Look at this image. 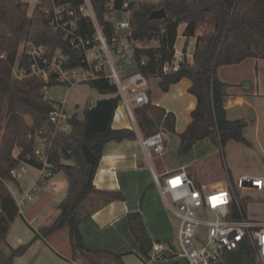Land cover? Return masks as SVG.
Masks as SVG:
<instances>
[{"label":"trees","instance_id":"obj_1","mask_svg":"<svg viewBox=\"0 0 264 264\" xmlns=\"http://www.w3.org/2000/svg\"><path fill=\"white\" fill-rule=\"evenodd\" d=\"M92 1L100 20L105 23L107 1ZM124 1L117 0V7L122 6ZM128 1L133 12L135 39L153 42L150 47L137 49L138 55L145 53L150 60L149 69L142 70L149 76L158 77L163 91L184 78L193 82L189 91L196 96L197 106L191 113L192 121L180 134V152L192 148L183 149L189 136L196 140L208 138L220 148H224L230 140L251 144L245 136L247 120H232L227 116L225 83L219 79L217 70L222 65L240 63L249 57L264 59V0ZM28 8V3L22 0H0V121L3 122L0 141V264H15V258L23 255L30 245L11 247L9 252L5 251L11 226L20 215L17 199L7 181H14L11 170L21 162L33 167L42 166L33 153L39 138L44 137H52L50 160L54 164V172H63L69 186L67 195L59 204V214L51 224L38 230L36 238H47L66 227L72 257L99 263L96 255L112 252L111 241L120 237L113 234L118 230L120 232V229L119 222L99 228L91 221V212L83 213L86 198L96 194L105 201H128L131 212L122 222L123 227L134 239L132 248L138 247L148 254L155 239H152L141 212L135 207L145 199L146 191L124 195L121 190H100L94 186L106 144L136 137L133 129L114 128L112 125L120 103V98L115 95L116 86L105 80L92 83L90 86L100 93L113 95L86 106L82 118L72 114L71 130L64 133L56 132L54 127L47 124L48 115L53 109L52 103L61 102L43 93L45 82L35 78L23 81L12 78L13 64L23 41L30 40L55 47L62 40L49 27L48 17L42 10L36 8L34 15L29 17ZM159 9H165L167 16L152 19V13ZM181 25H185L184 52L188 49L190 38L196 36L194 62L191 64L184 61L178 71L163 74L160 64L174 54ZM158 56L162 59L158 60ZM136 118L145 137L161 130L177 133L176 115L153 102L137 108ZM73 147L79 149L83 158L82 165L72 154ZM136 174L121 173L123 185L127 178L133 179ZM142 174L138 173V177ZM154 187L149 185L147 191L152 192ZM163 219L157 220L160 227L167 225ZM164 233L162 236L157 234L156 239L166 237L167 229ZM124 255L125 252L114 254L118 264H124Z\"/></svg>","mask_w":264,"mask_h":264},{"label":"built area","instance_id":"obj_2","mask_svg":"<svg viewBox=\"0 0 264 264\" xmlns=\"http://www.w3.org/2000/svg\"><path fill=\"white\" fill-rule=\"evenodd\" d=\"M106 1L105 23L92 0H38L32 12L28 8L29 17L36 8L42 10L49 27L62 40L55 47L23 41L13 64L12 78L44 81L42 91L47 96L54 85L73 88L108 81L116 86L115 95L125 104L130 119L137 122L136 109L152 102L148 85L151 79L158 78L142 70L149 69L150 60L145 53L138 55L137 49L150 47L153 42L135 39L128 0L120 7L117 0ZM184 61L193 64V53L188 49L184 52V47L178 50L175 45L174 54L161 62L160 71L174 73ZM52 104L47 124L56 132L69 133L72 114L66 111L64 103ZM52 142V137L39 138L35 146L33 156L42 166L34 167L39 172L37 180L17 199L20 213L39 189L51 193L58 189L50 160ZM141 144L150 155H161L165 150L161 132L143 137ZM30 167L33 166L26 162L14 167L11 170L14 182L28 174ZM152 171L166 208L178 222L174 235L153 240L142 264H264V214L251 217L236 190L258 191V204L264 205V175H241L235 189L225 182H197L186 165L165 173ZM203 229L204 242L200 243L196 238ZM69 264L102 263L70 258Z\"/></svg>","mask_w":264,"mask_h":264},{"label":"crops","instance_id":"obj_3","mask_svg":"<svg viewBox=\"0 0 264 264\" xmlns=\"http://www.w3.org/2000/svg\"><path fill=\"white\" fill-rule=\"evenodd\" d=\"M217 74L219 79L225 83V108L227 110L228 118L232 120L239 118L246 119L248 124L245 129L251 128L253 129V132L259 134V136L262 133L264 134V59L249 57L240 63L222 65L218 68ZM192 84L193 82L190 79L184 78L180 82L171 85L167 91L161 89L159 81V89L149 87V94L152 102L164 107L167 111L173 112L176 115V132L180 138L179 147H181L180 134L187 129L192 121L191 113L197 106L196 96L189 91ZM99 95H101V93H99ZM102 96L103 97L101 98L108 97L107 94H102ZM99 97L97 100L101 99ZM118 110L119 109L117 108L112 124L113 127L133 129L136 133V137L133 139L110 141L106 144L94 178V186L96 189L100 190H121L124 195H131L132 192L141 193L146 191V195L144 196L145 199L142 202L137 203L135 207L141 212L151 237H156L157 234L162 236L166 234L164 232L167 229V225H162V227H160L157 220L159 218H164V224L167 222V208L155 199V191L157 189L159 193V190L154 183L152 170L157 173H165L175 170L182 165H186L189 174L200 181H203L202 177H208L209 170H206L204 174L202 172H197L199 173V178L196 177L194 171L189 170V164H181L174 169H161L160 172H158L154 167L153 159L160 155H150L143 148L141 139L145 136L143 135L138 122H134V125H132L126 109L122 107V109ZM165 149H167V147ZM165 151L166 150H164V153ZM31 168H33L34 171H29L28 174L24 175L19 181L14 182L17 189L20 191V195H22L23 192L28 191L38 178V170L34 167ZM147 171L151 173V183L147 181ZM141 172L143 173L142 176L138 177V173ZM61 173L63 172L55 175V180L58 185L59 182L57 178ZM121 173L137 174L133 179L126 177L127 179L123 185L120 175ZM133 183L136 184L133 186ZM149 185L155 186L152 192L147 191ZM68 186L69 182L67 179V183L63 186L62 196L58 199H54V195L57 191L51 193L45 188H41L35 193L34 199L27 202L23 211L11 226L7 236V244L4 247L6 252H9L11 247L15 248L29 243L31 245L29 247L30 249L39 247L45 249L47 246L51 245L49 239L57 237L58 232L62 229L47 238H36V233L42 226L51 224L59 214V204L67 195ZM9 189L16 199L21 197L19 196L17 198L14 190L11 187H9ZM85 203L91 207V221L99 228H106L118 222H123L131 212V207L129 206L128 201H105L96 194H90L85 200L84 204ZM52 204H54L53 208L43 216L47 208ZM50 217H54L53 220H50L52 222L45 224ZM39 218L42 220L40 225H34V221H37ZM41 239L44 241H41ZM20 258H22V255L15 258V264H18L16 261L20 260ZM64 258L66 264H69V259L71 257Z\"/></svg>","mask_w":264,"mask_h":264},{"label":"rangeland","instance_id":"obj_4","mask_svg":"<svg viewBox=\"0 0 264 264\" xmlns=\"http://www.w3.org/2000/svg\"><path fill=\"white\" fill-rule=\"evenodd\" d=\"M28 3L29 12H32L38 0H22ZM185 30V25H181L179 29V38L177 42V49L182 50L186 38L183 35ZM200 33V30L197 32V35ZM196 43V36L190 38L188 51L189 53H193L194 46ZM160 79H151L148 87H152L153 89H159L158 81ZM99 91L88 85V84H78L73 88H69L63 85H54L51 87V91L49 93V97L57 102H61L65 104L66 111L69 114H77L79 117H83L84 109L89 104H94L97 101V98H101L99 95ZM113 94H107V96H112ZM125 107L123 102L119 103L118 109H122ZM118 110V111H119ZM127 111V110H126ZM129 117V115H128ZM130 123L134 125V122L130 119ZM3 132V122L0 121V141L1 135ZM164 136V145L165 153L163 155L154 157L153 164L158 172L161 169H174L181 164H189V170L194 171L196 173V177L199 178V173L203 174L206 170H209L208 177H202L203 181H216V182H225L232 184L236 189L235 182L241 175H252V176H263L264 175V134L262 133L260 136L253 132V129L248 128L245 129V136L250 141L251 144H245L243 142H238L235 140H230L224 148H220L215 146L210 139H202L197 140L192 148L187 152H180L179 147V135L178 133L170 134L165 131H160ZM151 169V168H149ZM29 171H34L33 168H29ZM207 176V175H206ZM151 173L147 171L146 178L149 183H151ZM196 179V178H195ZM59 185L56 194L54 195V199H58L62 196L63 186L67 183V177L64 173L58 175L57 178ZM197 182H201L199 179H196ZM9 187H11L17 198L20 195V191L17 189L14 181H7ZM237 190V194L241 199L242 204L248 209L249 215L251 217H256L258 215L264 214V205H259L260 201V193L256 190H246L239 191ZM90 196V195H89ZM88 196V197H89ZM87 197V198H88ZM86 198V199H87ZM155 199L160 202L161 205L165 206L162 198L160 197L157 189L155 191ZM54 204L49 206L43 216L47 214L52 208ZM86 203L83 205L84 211L83 213H88L91 211V207ZM54 217H50L45 224L50 223ZM167 231L168 235L173 234L177 229V219L173 212L167 209ZM41 218L37 221H34V225H40ZM43 223V222H42ZM124 224L119 222L120 232H116L113 235H117L120 237L113 238L110 243V250L112 252H107L104 254L96 255L99 263L102 264H118L116 258L114 257L115 253L125 252L123 256L124 264H142L144 261L145 254L138 247L132 248V242H134L133 237L130 235L129 231L124 229ZM205 230L199 231L197 235V242H204ZM152 239H156L153 237ZM117 240V241H115ZM41 241H44L41 239ZM100 242L104 243L100 240ZM43 243V242H42ZM49 243L51 245L47 246V248H27L24 255L20 260H17L18 264H66L65 258L72 257L70 250V242H69V231L68 228H64L58 232L57 237H53L49 239ZM108 244V242H107Z\"/></svg>","mask_w":264,"mask_h":264},{"label":"water","instance_id":"obj_5","mask_svg":"<svg viewBox=\"0 0 264 264\" xmlns=\"http://www.w3.org/2000/svg\"><path fill=\"white\" fill-rule=\"evenodd\" d=\"M166 16H167V13H166L165 9H159V10H156L152 13L151 18L152 19H162ZM196 141H197L196 138H194L193 136H189L183 145V149L187 150L188 148L193 146ZM71 152L74 155V157L76 158V160L78 161V163L82 165L83 164V158H82V155H81L79 149L77 147H73Z\"/></svg>","mask_w":264,"mask_h":264}]
</instances>
